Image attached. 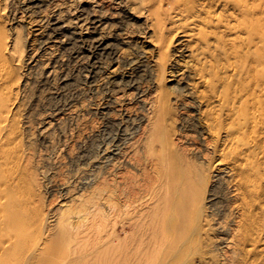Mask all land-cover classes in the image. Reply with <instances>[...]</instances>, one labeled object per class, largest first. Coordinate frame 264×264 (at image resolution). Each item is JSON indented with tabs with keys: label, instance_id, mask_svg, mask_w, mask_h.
Returning <instances> with one entry per match:
<instances>
[{
	"label": "bare ground",
	"instance_id": "1",
	"mask_svg": "<svg viewBox=\"0 0 264 264\" xmlns=\"http://www.w3.org/2000/svg\"><path fill=\"white\" fill-rule=\"evenodd\" d=\"M81 1L90 4L92 14L79 5ZM106 1H111L113 7L105 8ZM164 1H167L166 6ZM130 4L134 5V8L130 7ZM57 6L60 8L57 14H60H56V19L53 20V28L69 30L72 25L77 28L72 34L80 42L91 43L95 69L102 67L104 58L112 60V55L120 43H129L106 37L103 30L106 21L128 18L134 11H140L145 6L146 13L148 12L153 20L151 23L146 20L150 24L147 27L154 31L155 46L161 51L172 45V37L177 34L169 33L166 36L165 32L174 27L180 29L183 35L188 36L194 43L193 58L196 60L194 62H197L194 77H197V91L193 99L196 100L198 108H201V112L197 111L201 113L199 119L205 125L203 135H207L209 146L212 145L213 154L217 156L218 164L222 168L221 172L214 174V177L205 175L201 179L196 166L198 161L195 159V162L192 155L189 156L194 149L190 150V146V149H181L180 145L174 142V136L179 137L173 129L176 122L175 112L169 104L171 92L163 83L167 64L164 63L166 49L161 54L164 60H161L163 67L160 65L163 81L160 78L161 82L156 83V90L149 93L146 91V115H141V120L143 118L146 125H143L142 130L133 138L127 137L128 140L124 138L127 135L125 120L138 121L139 115H132L130 109L124 108L127 113L121 110L118 112L125 114V117L121 115L122 118L114 122L115 118H119L116 117L118 114H110L109 128L112 126L111 133L116 134V149L112 152L107 150L105 153L102 149L103 158L107 159L112 155L117 157L115 169H102L108 176L118 175L116 170L127 163L133 166L146 164V184L141 179L137 180L144 185L139 183L140 188L136 186L135 191L134 182L131 181L135 189L128 187L132 191L129 190L130 196L127 197L132 203L141 202L142 208H136L140 211H136L137 216L134 214L137 219L143 216L144 213H140L145 211L146 207V264H174L176 257L184 254L189 256L190 262H194L197 254L205 255L204 249L207 250L209 242L213 241L218 233L222 234L225 240L223 252L218 256L221 257L222 264H264V0H77L71 4L68 0H62ZM152 9L155 11L150 12ZM110 10L113 13L108 16ZM1 11L3 12V8L0 0V22ZM163 11H167L168 15L162 16ZM69 13L72 15L69 16L71 19H65ZM3 28L0 23V264H80L81 259H88V252L91 253L92 250L96 252V261H91L92 264H97L98 261L99 264H104V261L108 262L109 259L105 257L106 254L101 255L103 253L100 254V251L114 241L111 238L112 243L106 240L110 242L108 246L95 247L94 243L97 244L101 239L100 232L98 233L100 228H97L101 224L98 223L99 218H102L101 214L104 213L102 205L93 199L96 201L91 202L92 206L95 205L94 209L88 205L84 206L82 201L77 206L74 205L75 209L64 211L67 214L62 212L61 225L49 228L47 220L45 221L47 217H44L35 202V189L31 183L28 159L24 161L29 164L26 165L22 156L8 150L11 148L10 144L19 143L15 141L20 138L17 137L18 127L16 128L14 116L16 102L10 96L15 90V75L7 64L10 48ZM125 77L121 79L124 87L136 85V81L129 74ZM185 132V135H180L179 140L191 137L187 135L189 131ZM112 140L113 138L110 141ZM193 140L189 143H193ZM8 145L9 148H6ZM95 152L93 153L96 156ZM199 164L202 165L201 162ZM130 173L134 174L132 171ZM107 178L101 177L103 180ZM222 179H225L230 189L227 201L225 198L221 200L228 192L222 194L221 199L216 198V193L213 194L214 187H218ZM104 181L96 182L98 184L94 185L95 193L98 197L102 196V192L107 193L103 202L106 201V206L109 204V210H114L117 186L111 183V179ZM91 187L93 190L92 184ZM92 190L91 193L94 192ZM71 193L73 194V191ZM93 195L92 197H96ZM208 204L211 209L209 214L206 207ZM117 210L115 209L116 212ZM107 217L105 215V218ZM114 217L115 215L112 218ZM105 218L103 219L106 221ZM102 224L99 227L104 228ZM198 249H201V252Z\"/></svg>",
	"mask_w": 264,
	"mask_h": 264
},
{
	"label": "rangeland",
	"instance_id": "2",
	"mask_svg": "<svg viewBox=\"0 0 264 264\" xmlns=\"http://www.w3.org/2000/svg\"><path fill=\"white\" fill-rule=\"evenodd\" d=\"M68 1L71 4L77 0ZM60 2H62V0H1L3 12L1 11L2 20L0 23L2 27H4V34L10 48V55L9 53L7 55L9 58L7 64L15 75V90L10 96H12L11 99L16 102L14 116L17 124L16 128L18 127L17 137L20 138V140L18 139V141H15L19 143L10 144L13 149L9 148L10 145L6 148H9L8 150L11 152L13 150L15 155L19 154L22 156L23 162L28 159L30 165L27 164L28 162L24 163L29 165L28 167H31L29 169L31 173V183L35 189V202L39 205V210L44 214V217H47L45 221L47 220L49 228H56V225H61L63 213L67 214L64 212L67 209H75L82 201H84V206L88 205L92 208L95 205L92 206L91 204L96 202H94V200H97L104 209L103 215L101 214L102 218L99 219L105 218V215L108 216V219L105 218L106 221L103 219L104 223L103 220L102 222L100 220L98 221V223L104 224V226H102L104 228H101V226L99 227L101 224L98 225L96 223V227L98 225L97 230L100 228L98 233L100 232L99 235L101 239L97 244L94 243L95 247L98 248L100 245L101 247L102 245L103 247L108 246L110 242L112 243L110 240L113 239L114 241L113 244L106 247L107 249L104 247V249L101 250L102 252L99 250L100 254L103 253L101 255L106 254L105 257L109 259L108 262L104 261V264H113L114 261V264H146V207L145 211L143 210L142 213H140H144L143 216L137 219L138 217H135V215L137 216L138 214L136 211L140 210L136 208H142L141 202H133V205L132 201L127 198L130 196L129 190L132 191L135 186L136 189H134L137 191L136 186L140 188L139 183L144 185L146 182V164L143 163L142 166H133V164L129 165L130 163H127L119 170H116V173L118 172V175L114 174L116 177H114V175L108 176L109 174L107 173H105V176L103 170L114 168L117 158L115 155L110 156L112 158L109 157L111 162L109 158H107L109 161L103 158L105 151L108 150V152H112L116 149L114 140H116L117 137L115 136V132L111 133L112 126L109 128L111 119L110 114H118L116 116L119 117L118 119L112 115V117L115 118V121L112 120L114 122L119 121L122 116L125 117V114H121V112L127 113L124 108L130 109L132 115H139L140 120L138 121L130 120V122L129 120H125V129L127 131V135L124 137L125 139L127 137L133 138L135 134L137 135L142 130L143 125H146V121L143 118L141 120V115H146V102H148L146 91L148 90L147 92L149 93L152 90H156V83L162 80L161 69L163 66L161 64H163L162 61L164 62V60H162L161 54H163L166 49V56L163 55L165 56L164 63L167 62L163 83L165 87L168 88L167 90L171 92H169V104L173 107L176 118L173 129L177 131L179 137L180 135H185L186 130L189 131L187 135L189 137L191 136L187 139L188 142L187 140H179V137L177 138V136H174V142L180 145L181 149H186L190 146V148L192 147L191 149L189 148L190 150H195L191 151L189 156L192 155L194 161L195 159L198 161L195 162L196 164L198 163L196 166L199 169V177L201 179L205 175H207V177H214L218 172L220 173L222 168L218 164V158L213 154L212 145L209 146V142L206 139L208 138L207 135H203L205 125L200 120L201 113L199 112H201V108H198V104L195 103L196 100L193 99L197 91L195 87L197 77H194L196 76V71L194 73V70H196L195 68L197 66V62L195 63L194 61L196 60L193 58L194 49L192 44L194 43L188 36L183 35L180 29L178 30L177 27H174V29L166 30L165 32L166 36H168L169 33L177 34L175 35L176 37H172V45L161 51L160 48L155 46L154 31H152L150 27H147L153 20L148 12L146 13L145 6L140 9V11H144V13H140V11L136 10L132 13V16H129L130 18L106 21V25L103 28L106 37L118 39L119 42L127 41L129 43H120L112 55V60L104 58L102 67L95 69L92 62L94 59L92 58L93 49H91V43L89 41L80 42L72 34L73 31H77V28H74L73 25H70L72 28L69 27V30L53 28L52 23L55 21L54 19H56V16L60 14H57L60 12V8L57 6ZM164 3L166 6L167 1H164ZM49 4L51 6L55 4L56 6L50 7ZM79 5L84 7L88 13H91L92 7L89 6L90 4L81 1ZM157 5L158 4H156V6ZM104 6L105 8L113 7L111 1L104 2ZM131 6L134 8V5L130 4V7ZM73 7H75V5H73ZM110 11L108 12V16L113 13L112 10ZM154 11L155 10L152 9L150 12ZM70 15L69 13L67 16L68 18L66 16L64 18L71 19L70 17H72V15ZM161 15L165 17L168 15V12L163 11ZM146 20H148L149 23ZM167 26L168 28L170 27L169 24ZM177 31L180 32L177 33ZM125 32L127 34H124ZM63 37L66 39H63ZM62 39L66 42L64 43ZM166 52H168V54H166ZM114 56L115 58H113ZM82 62H84L83 65L81 64ZM160 65L162 67H160ZM127 74L136 81V85L124 87V84L121 83V79L122 77L126 78L125 76H127ZM120 110L121 112L119 113L118 111ZM197 110H199V112ZM201 124H203V126ZM112 138L113 142L110 141ZM192 139H194V144L189 143ZM125 142L128 143V141ZM12 145L14 146L12 147ZM15 146L18 148L14 149ZM111 148L113 149L111 150ZM19 151L20 153H18ZM93 152H95L96 156ZM207 154L210 156L208 155V157ZM199 162L204 165L202 166ZM124 166L128 168L125 169ZM78 167H81L80 170ZM138 167L139 169H136ZM130 171L135 175L130 173ZM101 173L104 175H101ZM98 174H100V176H97ZM129 175L133 178L131 179ZM101 177H108L107 179H111V183L117 186L115 188V209L117 210V208H119L117 212L115 209L109 210V204L106 206V201L103 202L104 197L105 199L107 198V193L102 192L103 197L100 196L101 200L95 193V186L98 184L96 182L107 181V179L103 180ZM140 179L144 183L137 181ZM222 180V183L218 187H214L213 194L216 193L214 194L216 198L219 197L221 199L222 194L225 195L228 192V195L226 194L223 196L221 200L223 201L225 198V201H227L226 199H228L230 195V189L225 179ZM131 181L134 182V186ZM91 184L94 190L92 193ZM127 184L132 185V187ZM224 186L225 188H223ZM69 190L73 191V194ZM97 190L100 191L98 188ZM93 194H95L97 199H95L96 197H92ZM63 195H65V197ZM126 200H128L129 204L126 203ZM224 203L226 202H222V204ZM209 205L210 204L206 206L207 214L211 212ZM90 210L92 211L93 209ZM94 211L95 210H93V212ZM114 215L115 217L112 218ZM213 223L215 224L214 220ZM107 230L108 232H102ZM111 234H113L114 237ZM218 234L219 235L216 234V237L214 236L215 238L212 239L214 242H209L210 244H208L207 250L204 249L205 255L200 256V254H197L194 262H190L188 255H180L176 257L174 264H222L221 257L218 256L223 252L222 249L225 247V240H223L224 237L222 234ZM212 236L213 235L210 237L212 238ZM49 239L50 237H48L47 240ZM100 241L104 242L102 243ZM198 251L201 252V249H198ZM91 253L92 256H90ZM91 253L88 252L90 257L87 255L88 259H81L80 264H92L91 261L95 262V250H92ZM75 263L77 264L79 262ZM97 264H99V261Z\"/></svg>",
	"mask_w": 264,
	"mask_h": 264
}]
</instances>
